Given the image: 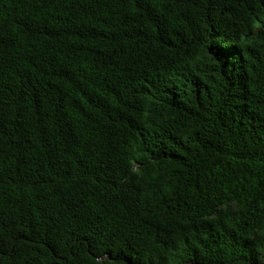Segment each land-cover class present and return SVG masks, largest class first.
<instances>
[{
	"label": "trees",
	"instance_id": "obj_1",
	"mask_svg": "<svg viewBox=\"0 0 264 264\" xmlns=\"http://www.w3.org/2000/svg\"><path fill=\"white\" fill-rule=\"evenodd\" d=\"M0 264H264V0H0Z\"/></svg>",
	"mask_w": 264,
	"mask_h": 264
}]
</instances>
